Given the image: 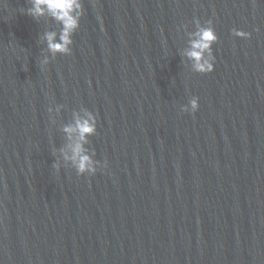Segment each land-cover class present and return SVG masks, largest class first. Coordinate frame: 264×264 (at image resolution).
Instances as JSON below:
<instances>
[{
	"label": "water",
	"instance_id": "obj_1",
	"mask_svg": "<svg viewBox=\"0 0 264 264\" xmlns=\"http://www.w3.org/2000/svg\"><path fill=\"white\" fill-rule=\"evenodd\" d=\"M82 2L41 68L60 25L0 0V264H264V0ZM194 18L218 36L208 73L181 55ZM85 108L93 175L61 154Z\"/></svg>",
	"mask_w": 264,
	"mask_h": 264
},
{
	"label": "clouds",
	"instance_id": "obj_2",
	"mask_svg": "<svg viewBox=\"0 0 264 264\" xmlns=\"http://www.w3.org/2000/svg\"><path fill=\"white\" fill-rule=\"evenodd\" d=\"M24 12L32 18H37L47 14L60 25L59 32L47 31L42 39L46 42L47 51L51 56H44L40 61L43 68L48 65L50 59L56 54H70L73 43L72 36L80 26V19L84 14L82 0H30V7ZM194 30L188 33V47L181 55L191 62V70L198 73H208L213 71L215 56L212 45L218 40L211 19L202 24L198 18H194ZM186 27V25L184 26ZM232 35L241 38L249 37L250 33L233 28ZM198 97H191L187 105H181V111L195 112L198 108ZM62 105L57 104L54 108L49 107L48 112H59ZM83 115L78 112L73 113V122L66 124L63 131L66 133L70 143L67 145L68 151L61 149L63 160L69 161L76 170L77 175H93L98 168L106 166L101 161L94 160L85 148L88 137L96 133V116L89 109H82ZM50 119H52L50 115ZM52 167L59 170L60 163L55 160Z\"/></svg>",
	"mask_w": 264,
	"mask_h": 264
}]
</instances>
